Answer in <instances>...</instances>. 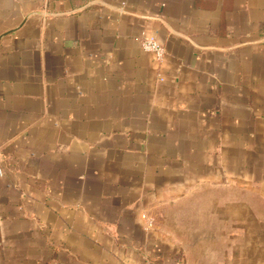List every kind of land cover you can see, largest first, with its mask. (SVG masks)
<instances>
[{"label": "crops", "instance_id": "1", "mask_svg": "<svg viewBox=\"0 0 264 264\" xmlns=\"http://www.w3.org/2000/svg\"><path fill=\"white\" fill-rule=\"evenodd\" d=\"M0 264H264V0H0Z\"/></svg>", "mask_w": 264, "mask_h": 264}, {"label": "built area", "instance_id": "2", "mask_svg": "<svg viewBox=\"0 0 264 264\" xmlns=\"http://www.w3.org/2000/svg\"><path fill=\"white\" fill-rule=\"evenodd\" d=\"M141 47L144 50L153 52L159 60L163 59L165 56L164 46L152 36L143 38L141 41Z\"/></svg>", "mask_w": 264, "mask_h": 264}]
</instances>
